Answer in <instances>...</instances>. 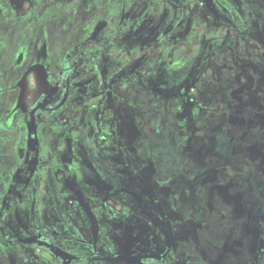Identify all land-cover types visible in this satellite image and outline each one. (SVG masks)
<instances>
[{
	"label": "flooded vegetation",
	"instance_id": "1",
	"mask_svg": "<svg viewBox=\"0 0 264 264\" xmlns=\"http://www.w3.org/2000/svg\"><path fill=\"white\" fill-rule=\"evenodd\" d=\"M93 1L100 15L72 47L47 57L42 86L9 83L26 72L0 74V253H23L26 264H264L263 122L239 116L234 121L231 114L207 122L204 113L197 123L195 152L186 143L188 136L157 141L155 145H165L168 157L175 150L187 159L185 182L178 181L177 187L172 184L177 181L174 171L161 186L149 180L145 158L111 125L113 118L123 122L125 117L119 112L124 107L116 109L114 103L143 91L190 106V90L205 76L202 61L213 53L210 46L227 57L239 40L247 45L245 33L264 22V3ZM32 3L27 9L31 18L50 12L45 0ZM0 11L2 34L12 27L9 0H0ZM90 16L77 17L89 21ZM196 25L209 37L198 40L200 52L190 65L180 64L176 77L165 60L138 51L154 44L161 52L186 42ZM67 27L77 26L71 22ZM257 31L264 29L248 35ZM57 40L54 34L52 44ZM240 55L234 58L249 60ZM263 60L258 62L264 68ZM250 61L248 70L242 68L244 78L256 63ZM223 71L219 74L229 73ZM217 81L226 84L220 75ZM252 105L243 102L241 107L254 110ZM214 108L222 107L218 103ZM157 117L154 122L160 121ZM175 142L182 145L180 151ZM251 148L257 155H251ZM219 153L226 158L217 160ZM190 159L196 160V168ZM190 219L197 224L194 235Z\"/></svg>",
	"mask_w": 264,
	"mask_h": 264
},
{
	"label": "rangeland",
	"instance_id": "2",
	"mask_svg": "<svg viewBox=\"0 0 264 264\" xmlns=\"http://www.w3.org/2000/svg\"><path fill=\"white\" fill-rule=\"evenodd\" d=\"M261 1L264 3V0ZM255 3L261 4L260 0L252 2L254 5ZM9 4L12 9V14L9 15V17H11L12 27L8 28L6 33L0 34V74H5L7 72H18L22 74L26 72L27 75L21 78L17 77V79H12L9 82L15 84L16 81L22 80L23 83L20 86L24 87L42 86L41 74L46 68L47 57L53 53H58V51L63 54L65 50L72 47V44H74L80 36L87 34L88 26L92 23V19L95 20L100 15L98 14L99 9L95 8L96 5L93 0H77V5L75 0H45L44 8H50V12H41L36 19L31 18L34 16L33 14L28 15L27 13V9L33 6L32 0H9ZM192 4L194 5L193 2ZM191 7L197 9L192 5ZM199 12L200 11H198V13ZM84 13L91 15L89 21H82V19H80L81 16L77 17L79 14ZM202 13L204 14V12ZM71 22L76 24V29L73 30L67 27ZM58 23H61L60 26H57ZM204 25H206V22ZM262 27L264 29V22L262 25L259 24V26L253 25L254 30L248 29V32H255L256 28L262 29ZM57 29L58 31H56ZM248 32L245 33L248 36L247 45L243 42L241 44L242 40H239L240 45H238V48L236 47L237 50L232 53H229L230 50H228L227 57L221 55L225 54L224 52L219 55L218 52L220 48L211 43L212 45L210 49H208V52L213 53L206 58V62L204 60L202 61V63L206 65L204 69L205 76H203L190 90V106H183L178 99L159 98L149 90L143 91L140 95L131 94L127 99L123 100L121 104L114 103L116 109L124 107L122 111L119 112L126 115L123 114V116H125L123 117V122H118L113 118L111 120V125L114 126L113 128L119 137L125 141V144L129 146L131 150L136 151L145 158L148 170L147 178L149 180L161 186L163 183L167 182L168 179L171 181V178L168 177L173 173L172 171H174V176L177 175V183L174 182L172 184L177 187L178 181L185 182L184 179H182V175H184L186 171L182 169H184L187 159L176 155L171 142L169 143V146L171 145L170 147H172L173 150L171 157H168V153L165 152L166 148L164 144L155 145V143L157 141H163L164 139L174 140L182 136H188L186 143L187 145L190 143L191 148L193 147V151L195 152L197 150V139L199 134L197 123L204 118V113V115H206L205 118L209 119L207 122H210V120L215 117L227 119L229 114H231L230 117L234 121L235 117L239 116L247 119L250 118L251 120L253 119L254 124L264 123V68L262 67L263 62H258V59L261 60L262 57L264 58V32L257 31L253 36H249ZM54 34L58 40L57 43L52 44L51 38H53ZM203 34L204 32L199 30L196 25V28L193 27L186 42H180L175 45L172 44L171 48H167L161 52L155 51L157 47L154 44L140 48L139 50L136 48V50L143 52L146 56L152 55V60H159L160 58L165 60L169 68V74L176 77L175 70L178 69L180 64L190 65L194 56L200 52L202 46H199L198 40L203 37H209ZM168 38L165 36V40H168ZM182 44L185 45V51H183L184 48H180ZM134 49L135 48H128L131 52H133ZM245 50H247V52H245ZM242 53L245 56L240 55V57L249 60L237 61V59L234 58L235 55ZM6 55L9 56L8 61ZM230 55L233 59H230ZM250 59L256 63L253 64V69L249 71L250 73L245 75L247 78H244L241 74L243 72L242 68H247L248 70V65L251 62ZM224 63H226V68L222 67ZM223 69L229 71V73H225ZM220 71L225 73V78L223 74H219ZM219 75L220 78L226 82L225 85L222 84L220 86L217 81ZM134 80L138 82L139 79L134 77ZM229 89L230 91L228 92ZM243 102L247 105L252 103V107L255 109H243L241 107V105L243 106ZM218 103H220L221 109L214 108V105ZM224 105H230L229 107H231L230 109L232 111H229ZM256 107L260 108V110H257L259 114L256 113ZM204 109L206 111H204ZM110 110L112 111V108H110ZM171 113L173 114V119L171 118ZM157 114L158 117L155 118V120L160 121L154 122V115ZM189 119L190 122L188 124ZM171 120H173V122ZM194 122L195 124L192 125ZM175 148L180 151L182 145L175 142ZM256 151L255 148H251V155H257ZM153 152L162 154L158 158H153L151 156ZM231 152L229 147L228 153L230 154ZM219 158L226 157L220 155L217 156V160ZM190 161L192 167L196 168V160L190 159ZM150 171H153L156 175H153ZM162 190L164 192L167 191L166 187H162ZM193 219L198 220V216L196 214L193 215ZM189 225L192 231L191 235H194V228L197 227V224L190 219ZM199 238L200 241H203L204 237ZM210 239L212 240V237ZM205 243L210 242L206 239ZM195 244L198 246L201 245L197 239ZM18 254L19 256L0 253V264H26V262L24 263L21 261V254L23 253ZM10 257H16L18 260H15V263H13L9 260ZM48 261H50V259H48Z\"/></svg>",
	"mask_w": 264,
	"mask_h": 264
},
{
	"label": "water",
	"instance_id": "3",
	"mask_svg": "<svg viewBox=\"0 0 264 264\" xmlns=\"http://www.w3.org/2000/svg\"><path fill=\"white\" fill-rule=\"evenodd\" d=\"M208 2V1H207ZM100 25H102V23H99L98 26L96 27V31L100 28Z\"/></svg>",
	"mask_w": 264,
	"mask_h": 264
}]
</instances>
